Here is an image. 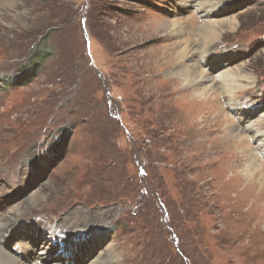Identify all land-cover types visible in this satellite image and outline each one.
Here are the masks:
<instances>
[{"label":"rangeland","instance_id":"obj_1","mask_svg":"<svg viewBox=\"0 0 264 264\" xmlns=\"http://www.w3.org/2000/svg\"><path fill=\"white\" fill-rule=\"evenodd\" d=\"M219 2L221 13H180L173 0H0V219L43 203L0 236L9 252L28 264H264L248 146L264 152L252 132L227 142L233 123L264 133V0ZM210 14L236 21L206 52L252 83L234 101L218 85L200 99L159 80L179 63L171 25L195 45ZM157 51L172 55L160 76ZM211 63L199 60L206 75Z\"/></svg>","mask_w":264,"mask_h":264},{"label":"bare ground","instance_id":"obj_2","mask_svg":"<svg viewBox=\"0 0 264 264\" xmlns=\"http://www.w3.org/2000/svg\"><path fill=\"white\" fill-rule=\"evenodd\" d=\"M173 1L179 2V4H177V7L179 8L180 13L184 11L185 8L190 9V10H194L196 8L200 10L201 7H198V6H201V5L203 7L209 6V9H212L211 6L216 2L217 4L215 8L213 9V11L211 10L210 13H221L222 12V11H217L218 3L219 4L223 3V2H219L220 0H212V1L210 0H195V1L194 0L193 1L192 0H188V1L187 0H173ZM202 10L204 9L202 8ZM206 11H208V9ZM235 24H236L235 19H232V20L225 19V20L219 21L213 18V15L210 14L208 18L206 19L205 23L203 24V26L201 27V32L198 34V37L196 40L197 44L194 45V43L189 42L190 41L189 36H190L191 31L189 30L188 26L187 25L185 26L184 23H173L171 25L172 27L171 37L172 38L175 37L176 40H178L176 42H178L179 49L176 54H177L179 63L176 66V68L172 72L169 73V78L166 77V78H161L159 80H161L162 83L169 85L170 83H172L171 79L176 78L181 83L184 84L182 85L183 88L179 90L180 93H185L187 91H193V92L197 91L196 92L197 97H199L200 99H204L207 95H209L210 92H214L215 91L214 89H216V86L218 85L219 87L224 89L225 91L224 94L227 96L226 98H228V100L230 101H234L233 99L237 97V92L243 91L246 87H248L249 85H252V83H250L248 86H244L242 84H239L237 80L233 79L234 74L229 73V70H226L227 69L226 66L223 65V63H221L223 62L225 54H222L219 57H214V59L213 58L210 59L212 60L213 63L210 64L211 71L207 75L205 74V71L202 70V67L199 64V60L203 57L204 63L206 62L209 63L210 60L207 59L208 56H206V52L212 47H215L217 45V43L220 41L222 32L225 28L227 27L234 28ZM159 51H157L156 53L157 55L156 54L154 55L153 53L152 55H153V59H155V62H156L155 63L156 66L154 67L156 71V75L160 76L164 74L166 70L170 67V64L172 63L171 62L172 55L170 53L169 55L164 53V56L162 57L161 55H159L160 54ZM196 54H197V57H196ZM163 79L165 81H163ZM226 83H232V85H229ZM153 95L156 98L155 96L156 93H154ZM258 111L259 110H256L255 112L253 111H250V112L248 111V112L252 115V114L257 113ZM250 118L251 117H249V119ZM263 119H264V116H263ZM227 120H229L228 115H227L226 121ZM258 126L259 124L257 126H253V128L247 127L246 129L242 130L239 126L233 123L232 127L227 129V135L231 136L230 140H228L227 142H230L233 144L236 143L237 145L244 144L245 140H247V134L245 135L246 133L245 131L252 132L253 141L256 143L258 149L264 152V135H263L264 133L263 131L259 129ZM248 147L250 148V150L248 151V156H247V161H248L247 170L250 173L254 172L259 177H261L260 187L264 189V163L260 161L259 157L257 156V152L254 149H252L250 146ZM33 201L34 202L26 201L22 208L18 206L13 212L9 214L6 213L4 216L1 215L2 218L0 219V236L3 233L5 234L9 233L13 227H16L17 225H19L21 220H23L26 217L28 212H30L31 210L39 211L42 208L43 203H41V197L39 195H37L36 197H33ZM35 232L39 233L38 231H35ZM62 232H65V229H62ZM9 234H14V233L10 232ZM12 238L13 240H15L16 239L15 235ZM57 247L59 249L62 248L61 242L60 244H57L54 252H57ZM32 251L35 253V249H33ZM40 255L41 254H38V257H40V259L44 262V260L42 259ZM32 256L34 258L36 256V259H38L37 255L34 256L33 254ZM116 257L112 255L107 260L102 261L99 259V261L95 263L91 262V264L92 263L93 264H119L117 262ZM87 262L88 260L85 261V263ZM0 264H28V263L23 261L20 257L16 256V254L13 255V253L9 252L7 250V246L3 244L0 240ZM47 264H51V263H47Z\"/></svg>","mask_w":264,"mask_h":264},{"label":"trees","instance_id":"obj_3","mask_svg":"<svg viewBox=\"0 0 264 264\" xmlns=\"http://www.w3.org/2000/svg\"><path fill=\"white\" fill-rule=\"evenodd\" d=\"M67 137V136H66Z\"/></svg>","mask_w":264,"mask_h":264}]
</instances>
